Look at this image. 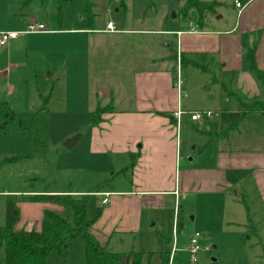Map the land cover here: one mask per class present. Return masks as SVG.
Masks as SVG:
<instances>
[{
	"label": "crops",
	"instance_id": "crops-1",
	"mask_svg": "<svg viewBox=\"0 0 264 264\" xmlns=\"http://www.w3.org/2000/svg\"><path fill=\"white\" fill-rule=\"evenodd\" d=\"M233 10L236 15L225 18L221 16L216 20L217 23H224L223 26L210 27L206 24L200 27L189 22L171 31H151L128 26L118 29L114 25L115 32L109 33L105 32V27H86L82 18L77 22V29L52 30L49 33L46 27V33L17 37L0 49L2 91L13 92L22 87V82L27 83L30 74L33 78L31 83L36 89L41 86L42 90L50 80L41 76L40 69L52 68L56 63L59 71L55 78L61 84L66 83L70 77L68 70L71 68L78 71L75 76L85 78L88 102H91L88 111L91 114L97 107L109 109L101 114L96 124L91 121L88 149L101 159H125L126 164L120 171L129 175V179H126V190L102 187L99 193H87L98 196L108 194L107 207L100 214L97 229L91 231L99 244L102 240L105 242L106 237L109 239L113 235L120 237L121 233L136 234L141 231L146 211L165 209L171 203L167 197H172L175 205L174 229L176 205L181 199H193L194 204L205 208L206 219L209 218L208 212L218 213L217 218L214 217L202 226L203 232L210 234L230 224H237L235 219H224L226 212L229 217L240 219L238 210H227L226 204L231 201L227 193L231 189H241L246 194L243 185L247 177H250L264 204V152L260 149L247 150L236 143L234 146L237 147L220 143L209 149L210 156L205 154L209 145L197 146L198 156H194V152L189 153L188 148L192 144V151H196L190 128L205 132L212 138H222L225 142L233 141L234 134H231L232 137L229 134L235 133L238 128L221 137L218 133L219 121L210 122L208 119L211 117L191 121L187 114L197 111H186L183 98L177 96L172 85L175 68L167 61L173 54H210L213 55L218 76L231 73L236 76L243 73L245 68L248 70L245 55L253 46L255 65L258 70L264 71V0H252L241 10L235 7ZM41 20H44V15L37 20L34 16H25L21 11L15 13L6 0H0V32H20L30 22L46 26ZM150 34H157L158 38H150ZM105 40L109 46L105 45ZM76 51L80 56L79 67L73 68L70 54ZM220 99L217 102L220 105L229 101L228 98ZM1 105L0 108L9 110L15 118L7 102ZM177 110L185 113L178 120L174 117ZM235 111L236 108L218 112ZM80 139L81 135H78L75 145ZM180 152H183L184 158L189 156V159L181 158ZM38 194L42 193L32 195ZM243 202L245 200L241 204ZM22 203L18 204L20 218L14 225L15 231H29L31 227L33 231H39L43 211L59 210V206L48 203ZM245 210L249 222V207L246 206ZM191 221L195 222V217ZM254 232L259 235L258 227L254 228ZM187 247L182 249L187 251ZM173 248L177 250L178 244ZM208 248L205 246L204 251ZM216 248L213 246V249ZM172 249L167 251L170 255ZM132 252L136 251L123 254ZM150 253L155 254L153 261L157 263L156 254L163 251ZM173 258L178 259L175 251L172 262ZM2 261L3 258L0 264ZM178 263L179 260L176 261ZM204 263L201 256L196 261V264Z\"/></svg>",
	"mask_w": 264,
	"mask_h": 264
},
{
	"label": "rangeland",
	"instance_id": "rangeland-1",
	"mask_svg": "<svg viewBox=\"0 0 264 264\" xmlns=\"http://www.w3.org/2000/svg\"><path fill=\"white\" fill-rule=\"evenodd\" d=\"M201 1L204 3L216 1L222 4L221 7L216 8V15L205 18L204 21H208L207 25L210 27L225 25L216 22L221 16L225 18L236 15L233 10L234 0ZM6 2L15 13L21 11L25 16H34L37 20L44 15V20L41 21H44L49 33L52 30L77 29V22L82 18L86 27L91 25L96 29L104 28L108 21H111L118 29L128 26V28L142 27L151 31H171L189 23L182 16L184 0H69L61 11L58 0H6ZM87 2H90V7ZM191 23H193L192 20ZM149 37L158 38V35L150 34ZM105 45L109 46L107 40ZM70 57L74 62L73 68L79 67L78 52L71 53ZM167 61L175 68L176 60L172 55ZM58 71L56 63L52 68L40 69L41 76H46V79L50 80L42 90L41 86L36 89L33 82L31 83L32 74L28 76L27 83L23 81V86L16 88L13 92L2 91L3 88L0 85V105L2 102H7L16 120L6 123V111L0 108V230L5 228L8 202H13L12 214H17L19 220L20 205L18 204L29 202L23 200L22 196L43 192H45L44 195L80 192H84L80 195H88L87 193L99 191L101 187L126 190V179H129V175L120 171L126 164V160L120 161L111 157L101 159L88 149L87 140L92 114L88 111L91 102H88L85 78L75 76L78 71L71 68L68 70L70 77L66 81L68 85L61 84L55 78ZM180 72L183 91L185 90L186 94V98H183L186 111L201 113L200 111L209 110L210 122L219 121L218 111L237 107L235 101L229 98V101L221 105L217 103L220 98L227 99L223 92V89L227 87L243 102L264 99L261 86L246 68L243 73L236 76L229 74L218 76L216 72L217 83L215 84L212 83L211 77L203 75L192 67L184 66ZM51 81H54L53 85ZM216 103L221 108H218ZM5 123L8 125L6 130L3 127ZM237 128L235 133L230 132L229 135L233 136V141L229 142L218 137L212 138L205 132H197L190 128L196 151H192L193 144L188 151L198 156L197 146L209 145L205 154L210 156L211 147L214 148L220 143L237 147L234 146L236 143L247 150L256 148L264 152V116L260 113H250ZM231 134L234 135L231 136ZM78 135H81V139L77 144L72 149H66L65 142ZM182 149L183 146L181 151ZM180 155L184 158L183 152H180ZM184 159L188 160L189 156ZM243 190L246 194L242 193L241 189H231L227 193L231 200L226 204L227 210H238L240 219L229 217L227 212L224 219H235L237 224H230L210 234L203 232L202 226L214 217L217 218L218 213L208 212L209 218L206 219L205 208L194 204L193 199H181L176 205L177 220L174 229L175 205L172 197H167L171 199V203L167 204L165 209L146 211L141 231L136 234L119 233L120 237L113 235L109 239L106 237L105 242L102 240L100 245L114 253L130 251L148 253L150 251L167 252L178 244V249L175 250L178 264H196L190 261L189 253L182 248L187 247L189 238L194 233H198L200 235L198 258L201 256L204 264H264V204L254 189L250 177L245 179ZM53 191L55 193H51ZM103 199L95 194H89L87 198L86 217L93 222L90 233L97 229L100 214L107 207L108 200L106 198V203L102 205ZM244 200V204H241ZM246 206L250 210L251 221L249 222ZM58 208L56 212L58 215L70 219L65 209ZM192 217H195V222L191 221ZM152 223L154 225H151ZM257 227L258 236L254 232V228ZM29 229L33 231L32 227ZM70 245L71 248L63 250L62 253L51 252L47 264H84L83 241L74 239ZM205 246H209L210 249L204 251ZM213 246L217 248L213 249ZM153 257L148 260L149 264H161L158 256L157 263L153 261ZM2 258L3 247L0 249V260ZM131 261L132 256L129 262ZM146 263L147 258L144 256L142 264Z\"/></svg>",
	"mask_w": 264,
	"mask_h": 264
},
{
	"label": "trees",
	"instance_id": "trees-1",
	"mask_svg": "<svg viewBox=\"0 0 264 264\" xmlns=\"http://www.w3.org/2000/svg\"><path fill=\"white\" fill-rule=\"evenodd\" d=\"M69 0H58L60 11ZM243 7L252 0H234ZM90 7V2H87ZM222 4L216 1L204 3L201 0H184L182 7V16L189 22H193L196 26L204 27L207 23L204 21L207 16L216 15V8ZM200 22V23H199ZM255 48L252 47L247 51L245 58L248 60V70L255 77L256 81L262 88L264 96V71L257 69L254 61ZM180 67L192 66L202 73H205L212 79V83H217L215 69L217 68L213 55L210 54H178ZM174 59L177 55L173 54ZM233 76L234 74L231 73ZM225 96L235 101L237 107L235 112H221L219 114V135L226 136L230 131L237 128L250 113H260L264 116V99L243 102L234 95L229 87L223 89ZM233 94V95H232ZM234 96L236 98H234ZM6 111V123L8 121H16L13 114L9 110ZM108 108L97 107L92 114V123L96 124L101 114L108 112ZM5 123L4 130L7 129ZM102 189V187H101ZM101 191H98L99 193ZM45 193V192H43ZM29 195L22 196V199L29 202H44L57 205L65 209L70 219L62 218L54 211L46 210L43 213L40 230L37 231H15L14 225L18 220L14 211L13 202H8V214L6 218L5 228L0 230V249L3 247L2 264H47V260L51 252L57 251L62 253L63 250L70 247V243L74 239H81L85 246L84 264H142L144 256L147 263L154 253L132 252L129 254L114 253L102 247L93 235L90 228L93 224L92 220L86 217V204L89 195H78L70 193H60L57 195ZM161 264L169 263V252L156 254ZM132 256V261H130ZM178 259L173 258L172 264H176Z\"/></svg>",
	"mask_w": 264,
	"mask_h": 264
},
{
	"label": "built area",
	"instance_id": "built-area-1",
	"mask_svg": "<svg viewBox=\"0 0 264 264\" xmlns=\"http://www.w3.org/2000/svg\"><path fill=\"white\" fill-rule=\"evenodd\" d=\"M234 7L237 10H241L242 6L240 5L239 2L234 1ZM48 32L46 29V26L39 23V22H30L26 25L25 29L20 31V32H0V49L7 46L8 42L11 40L16 39L17 37L20 36H27V35H31V34H40V33H46ZM105 32H109V33H113L115 32V26L113 25L112 22H109L106 24L105 26ZM180 33H178L179 35ZM180 62H179V56L177 54V58H176V66L174 69V76H173V88L175 89L177 96L179 98H184L186 97L185 92L182 89L183 86V81L181 78V72H180ZM185 113L177 110L174 113V117L177 118V120L184 115ZM190 118L191 121H199L202 118L206 117V118H210L211 117V113L210 112H192L190 114H187ZM177 193H175L176 195ZM101 196L104 197V199L102 200V204L106 203V198L108 197V194H101ZM199 234L198 233H194L190 238H189V244L187 247V252L189 253L190 256V261L192 263H195L197 261L198 258V254H199ZM175 248L172 249L171 253L174 254ZM172 254L170 255V259L169 262L171 263L172 261Z\"/></svg>",
	"mask_w": 264,
	"mask_h": 264
},
{
	"label": "water",
	"instance_id": "water-1",
	"mask_svg": "<svg viewBox=\"0 0 264 264\" xmlns=\"http://www.w3.org/2000/svg\"><path fill=\"white\" fill-rule=\"evenodd\" d=\"M77 138H78V136H77V137H74V138H71V139H69V140H67V141L65 142V144H64V147H65L66 149H72V148L75 146V143H76V141H77Z\"/></svg>",
	"mask_w": 264,
	"mask_h": 264
}]
</instances>
